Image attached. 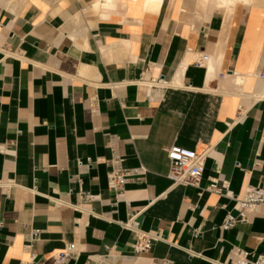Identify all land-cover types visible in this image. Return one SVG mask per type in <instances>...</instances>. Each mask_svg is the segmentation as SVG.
<instances>
[{"label": "crops", "instance_id": "obj_1", "mask_svg": "<svg viewBox=\"0 0 264 264\" xmlns=\"http://www.w3.org/2000/svg\"><path fill=\"white\" fill-rule=\"evenodd\" d=\"M109 2L0 0V264H52L68 242L67 264L264 253V205L221 228L264 183V1L231 17L215 0ZM173 145L205 154L199 187L170 179ZM115 156L147 169L119 197ZM213 179L230 195L204 190ZM130 212L159 236L139 255Z\"/></svg>", "mask_w": 264, "mask_h": 264}, {"label": "built area", "instance_id": "obj_2", "mask_svg": "<svg viewBox=\"0 0 264 264\" xmlns=\"http://www.w3.org/2000/svg\"><path fill=\"white\" fill-rule=\"evenodd\" d=\"M153 66H150V68ZM259 78L264 79V68L257 73ZM168 158L170 160L169 177L175 185H193L199 187L205 171V154H200L196 150L173 145L168 148ZM123 159L120 156H115L112 159L113 169L108 174V188L115 192L116 196H122L125 191V185L130 181L141 183L144 180L147 169L140 166L137 169L125 168L122 166ZM0 187L8 190L11 184L3 183L0 180ZM214 191L219 194L230 195L228 184L219 185V181L213 179L211 183L204 189ZM86 198L93 199L94 196L86 194ZM131 207L130 202L127 203ZM264 205V183L258 186H250L242 198L237 199V213L229 211L222 224L221 228L229 230L234 228L239 223L247 221L250 214L258 212L260 207ZM124 225L136 231L138 238L133 245L136 255L147 252L151 249L153 243L159 236L147 234L140 229L137 213L130 212L128 220ZM40 230L31 232V239L39 238ZM236 259L234 264H264V253L254 254L242 248H234L233 250ZM78 255V249L75 242L66 243L63 250L54 255L52 264H67L69 260ZM37 264V263H35ZM42 264V263H41ZM45 264V263H43ZM84 264H102L99 260H88ZM163 264H173V260L166 258Z\"/></svg>", "mask_w": 264, "mask_h": 264}, {"label": "bare ground", "instance_id": "obj_3", "mask_svg": "<svg viewBox=\"0 0 264 264\" xmlns=\"http://www.w3.org/2000/svg\"><path fill=\"white\" fill-rule=\"evenodd\" d=\"M162 0H148V7L154 8L161 3ZM264 0H215L217 9L226 13L229 17L234 13L238 4H248V5H258ZM107 4L110 5L109 0H107ZM147 7V8H148ZM165 83V82H164Z\"/></svg>", "mask_w": 264, "mask_h": 264}]
</instances>
